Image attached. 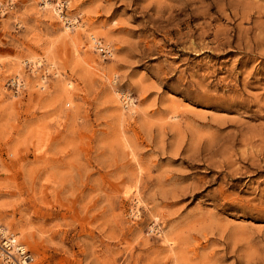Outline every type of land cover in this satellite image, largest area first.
I'll return each mask as SVG.
<instances>
[{
  "label": "rangeland",
  "instance_id": "rangeland-1",
  "mask_svg": "<svg viewBox=\"0 0 264 264\" xmlns=\"http://www.w3.org/2000/svg\"><path fill=\"white\" fill-rule=\"evenodd\" d=\"M1 1L0 228L31 264H264V0Z\"/></svg>",
  "mask_w": 264,
  "mask_h": 264
},
{
  "label": "built area",
  "instance_id": "built-area-1",
  "mask_svg": "<svg viewBox=\"0 0 264 264\" xmlns=\"http://www.w3.org/2000/svg\"><path fill=\"white\" fill-rule=\"evenodd\" d=\"M11 5L12 0H8ZM4 2L0 0V8ZM61 7H64V3H61ZM96 49L100 52L104 59H111L113 55V48H109L102 41L98 40L96 43ZM19 85H16L18 87ZM21 87V86H20ZM18 87V88H20ZM22 242L14 241L11 238L4 235L3 231L0 230V252H3L2 264H31L34 261V256L31 250L23 248Z\"/></svg>",
  "mask_w": 264,
  "mask_h": 264
},
{
  "label": "bare ground",
  "instance_id": "bare-ground-1",
  "mask_svg": "<svg viewBox=\"0 0 264 264\" xmlns=\"http://www.w3.org/2000/svg\"><path fill=\"white\" fill-rule=\"evenodd\" d=\"M0 230H2V229L0 228ZM2 231L5 232V230H2ZM7 237L11 238V239L14 240V241H18L17 238L14 237V236H7ZM22 247L25 249L24 246H22Z\"/></svg>",
  "mask_w": 264,
  "mask_h": 264
}]
</instances>
